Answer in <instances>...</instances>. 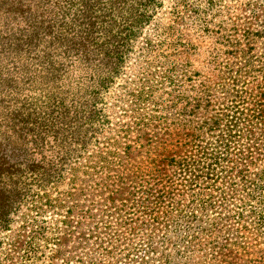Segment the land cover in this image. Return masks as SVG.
<instances>
[{
    "label": "trees",
    "instance_id": "trees-1",
    "mask_svg": "<svg viewBox=\"0 0 264 264\" xmlns=\"http://www.w3.org/2000/svg\"><path fill=\"white\" fill-rule=\"evenodd\" d=\"M184 1L210 31L218 0ZM162 5L0 0V236L28 210L66 223L64 200L84 195L89 179L99 199L133 200L142 213L131 223L144 241L129 244L134 264H242L254 254L257 244L240 236L264 234V94L240 87L246 75L230 76V65L219 106L210 85L185 87L174 60L127 72L137 44L151 54L175 41L159 33ZM262 26L245 32L247 43L264 39Z\"/></svg>",
    "mask_w": 264,
    "mask_h": 264
},
{
    "label": "rangeland",
    "instance_id": "rangeland-1",
    "mask_svg": "<svg viewBox=\"0 0 264 264\" xmlns=\"http://www.w3.org/2000/svg\"><path fill=\"white\" fill-rule=\"evenodd\" d=\"M184 3V0H163L158 15L164 28L159 33L170 34L175 41L155 43V51L151 54L144 51L142 44H137L136 55L129 61L127 72H135L138 65H144L150 59L159 58L161 62L174 60L179 64L180 77L184 76L185 87L198 90L203 88V84L210 85L215 89V106H219L224 71L230 65L233 70L230 76L246 75V81L240 83V87H254L264 94V70L261 73L257 71L259 68L251 70V66L264 65V39L247 43L245 37L247 30L263 28L264 6L261 0H218L208 32L199 30L191 12L184 9ZM249 46L251 58L244 59L242 52ZM188 77L191 78L186 80ZM44 154L51 155L49 151ZM115 172L109 173L114 175ZM106 174L101 176L105 178ZM85 177L89 178V175ZM87 187L84 195L64 200L71 208L68 217H64L66 223L50 226L47 221H50L51 213L41 215L34 210H28L26 218H17L13 229L0 236V264H134L133 247L144 241L141 237H134V225L131 223L141 222L142 213H133V200L99 199L97 195L101 188L89 179ZM257 214L264 216V200L258 205ZM39 226L46 228L43 234L36 235L34 230ZM254 230V233L246 230L240 236L242 242L257 244L253 255L244 254V261L240 260L242 264H264V234ZM120 235L125 237L120 239L123 245L115 249ZM107 247L113 251L110 257L104 255ZM163 250L157 245V253L150 256L157 257ZM116 253L118 256L112 257Z\"/></svg>",
    "mask_w": 264,
    "mask_h": 264
}]
</instances>
